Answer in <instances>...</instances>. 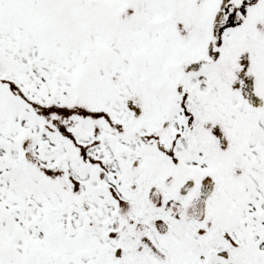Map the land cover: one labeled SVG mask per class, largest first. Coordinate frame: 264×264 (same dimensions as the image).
<instances>
[{
	"label": "snow or ice",
	"instance_id": "snow-or-ice-1",
	"mask_svg": "<svg viewBox=\"0 0 264 264\" xmlns=\"http://www.w3.org/2000/svg\"><path fill=\"white\" fill-rule=\"evenodd\" d=\"M0 264H264V0H0Z\"/></svg>",
	"mask_w": 264,
	"mask_h": 264
}]
</instances>
